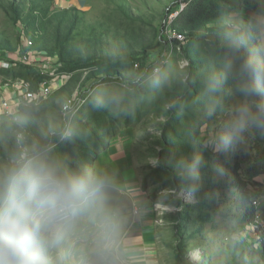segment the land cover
Returning <instances> with one entry per match:
<instances>
[{"label": "clouds", "instance_id": "9594fccd", "mask_svg": "<svg viewBox=\"0 0 264 264\" xmlns=\"http://www.w3.org/2000/svg\"><path fill=\"white\" fill-rule=\"evenodd\" d=\"M215 3L217 15L195 31L183 57L164 49L136 69L118 43L106 46L104 74L89 82L84 110L59 94L18 98L0 113V264H264V174L247 172L264 163V0ZM79 54L87 58L83 48ZM152 109L136 141L159 139L169 120L186 117L169 140L210 149L218 177L233 154L247 155L244 186L201 196L204 160L194 148L169 160L180 187L169 184L154 200L120 160L63 151L91 144L87 110L123 120ZM145 162L160 165L156 155ZM183 200L215 205L213 227L166 258L135 239L157 204L169 215Z\"/></svg>", "mask_w": 264, "mask_h": 264}, {"label": "rangeland", "instance_id": "374dc122", "mask_svg": "<svg viewBox=\"0 0 264 264\" xmlns=\"http://www.w3.org/2000/svg\"><path fill=\"white\" fill-rule=\"evenodd\" d=\"M178 1L84 0L81 1V5L75 7L61 4L58 0H0V51L10 54L13 63L25 60V55L32 53V61L35 65L50 72H53L58 65L62 55L68 59L83 58L79 54L81 48L87 52L86 59H102V50L110 43H118L126 58L132 54L140 58L135 61L134 66L130 65L136 69L143 67L150 57L158 55L164 49L183 57L182 45L168 40L165 26L167 14L172 9H178ZM38 4L40 6L36 7ZM10 6L19 12V20H15V12ZM48 6L50 7L47 12L42 11ZM34 19L35 22L32 23ZM202 24L196 25L193 30L185 29L183 32L186 35L191 31L195 32ZM29 41H32L31 45L28 44ZM30 60L31 58L28 62ZM137 63L140 64L139 67ZM109 71L116 74L119 68H112ZM103 74L104 71L97 68L77 70L66 89L59 88L55 95L65 94L68 98H74V103L78 102L81 106L87 97L85 93L89 82ZM8 76L5 72H0V83L3 84ZM154 112L155 109H152L139 123L141 131L139 137L145 132L144 121ZM84 121H88L87 118ZM94 126H97L96 123L90 124L91 128ZM186 140L182 153L191 154L194 148H199L203 154L201 196L216 191L223 194L227 188L236 187L234 165L236 161H240L242 170H245L247 155L233 154L227 174L218 177L215 173L216 154L208 148L195 145L191 139L186 138ZM137 148L144 156L143 165L147 176L153 166L145 160L149 155L157 156L160 146L156 138L147 136L138 141ZM162 185L160 179L152 177L148 180V189L151 193L155 191L159 193L163 190ZM184 202L193 204L200 215L187 226V234L192 241L200 236L205 226L213 227L210 218L216 206H206L201 201L184 200ZM158 209L161 210L162 216L159 224L165 225L169 231L167 242L170 252L173 249L169 245L176 243L174 235L178 225L176 213L180 208L172 210L169 215H166L169 209L164 205Z\"/></svg>", "mask_w": 264, "mask_h": 264}, {"label": "trees", "instance_id": "16d2710c", "mask_svg": "<svg viewBox=\"0 0 264 264\" xmlns=\"http://www.w3.org/2000/svg\"><path fill=\"white\" fill-rule=\"evenodd\" d=\"M184 8L179 12V14L175 17L173 26L180 32L183 30L191 29L200 23H203L205 20L213 18L217 15L218 6L215 3V0H183ZM179 2V1H178ZM252 0H250V3ZM40 6V4L36 5V7ZM11 9L15 12L16 21L19 20V12L15 11V9L10 6ZM50 6L42 9V11L47 12ZM191 9L187 14H185L186 10ZM173 10V9H172ZM251 10V9H249ZM171 12V11H170ZM35 22V19L32 23ZM31 23V24H32ZM194 33L187 34V38L184 44L182 45V53L184 55L186 45L189 40L194 38ZM53 53V52H52ZM130 65H135V61L137 58L135 55H130L128 58ZM102 63V59H83V58H75L68 59L64 58L63 55L60 56L58 61V65L55 66L53 72L47 71L45 72L42 68L37 67L34 63H25L23 61H15L10 68H0V72H5L8 74V78L4 80L7 82L8 80H18L25 79L31 83V86L34 90H37L40 84L54 77V75H58L60 73L65 72H76L80 69H90V68H99V65ZM138 67L140 64H138ZM142 66H140L141 68ZM139 68V69H140ZM195 91V89H194ZM86 101L81 104V110H84L86 107ZM150 113V112H149ZM149 113L147 115H149ZM146 114L139 113L134 119H123V120H115L110 113L101 112L96 113L91 110H87L85 112L84 119L87 118L88 121H84L85 124L89 127V129L93 132V139L90 145H72L71 143L66 144L63 148V151L73 154L74 150L79 147V149L84 152L86 155H96L97 150L104 143L105 140H108L110 137L116 135L117 130L120 127H130V126H138L141 120L147 116ZM186 119V117H175L168 121L165 129H161L160 135L161 138L157 139V144L160 146V150L158 151V158L160 160L159 167H152L151 172L144 179V186L148 188V180L150 178L160 179L163 182L161 189L166 188L169 184H175L177 188L180 187L179 178H170L168 173L170 172L169 160L173 156H179L186 145V138L181 141L173 142L169 140L168 134L171 133L173 135H180L181 129V120ZM96 123L97 126L93 128L90 127V124ZM238 157V156H237ZM248 157V156H247ZM249 160V157H248ZM234 179L237 188L243 187L245 181L243 179L242 173V162L236 161L234 168ZM247 172L252 175H260L264 174V163L252 165L247 169ZM158 192H152V199H156ZM181 207L180 210L176 213V218L178 220V225L175 230V241L174 245H169L179 255L180 252L184 249V247L191 242L190 236H188V228L187 226L193 221L195 217H199V212H197V208L190 203H185L184 200L180 202ZM255 209H249L248 218L252 219L255 216Z\"/></svg>", "mask_w": 264, "mask_h": 264}, {"label": "crops", "instance_id": "0c3cea01", "mask_svg": "<svg viewBox=\"0 0 264 264\" xmlns=\"http://www.w3.org/2000/svg\"><path fill=\"white\" fill-rule=\"evenodd\" d=\"M61 1V4L69 6H79L82 4L81 1L84 0H58ZM250 11V10H249ZM31 58L29 63H34L32 61V53H28ZM35 64V63H34ZM74 73L71 77L66 80L56 78L54 84L53 94L55 95L60 89H66L71 81ZM86 86V85H85ZM62 87V88H61ZM10 90L9 95L12 93ZM141 131L139 126H130V127H120L117 130L116 135L110 137L108 140H105L104 143L97 150L99 156H108L113 160H120V166L122 170L125 171H134L137 178L141 181L142 186L145 191H149L148 188L144 186V179L146 176V169L144 167V156L138 151L136 138L139 137ZM161 210L157 209L150 217L143 221L140 225L141 234L136 236L135 239L141 242L148 241L155 246V250L158 251L162 257L166 258L169 249H168V238L169 231L165 225H160L156 220L160 219ZM164 221V219L162 218Z\"/></svg>", "mask_w": 264, "mask_h": 264}, {"label": "built area", "instance_id": "2783aa9c", "mask_svg": "<svg viewBox=\"0 0 264 264\" xmlns=\"http://www.w3.org/2000/svg\"><path fill=\"white\" fill-rule=\"evenodd\" d=\"M184 8V1L179 0L178 2V9H173L171 12L167 14L165 18V26L167 29L168 40L171 42H178L180 44H184L187 38V35L184 32L178 31L174 26L173 22L175 17L179 14V12ZM29 45L32 44V41L28 42ZM26 58L24 61L25 63H29L28 60L30 59L29 54L25 55ZM12 56L8 53H4L0 51V68H10L13 64ZM44 70V69H43ZM47 72L48 70H44ZM72 72H65L60 73L58 75H54L51 79H47L43 81L37 90H34L31 86V83L25 79H18L15 81L8 80L3 84L0 83V112L7 109L13 102H15L18 98H23L28 101H37L40 99H46L53 94L54 90V82L56 78L58 79H67L72 76ZM10 90H12L11 94L9 95ZM70 101L73 103L75 102L74 98H69ZM162 205L157 204V209L160 208ZM158 223L161 222L160 219L156 220ZM261 236H264V233H261Z\"/></svg>", "mask_w": 264, "mask_h": 264}]
</instances>
